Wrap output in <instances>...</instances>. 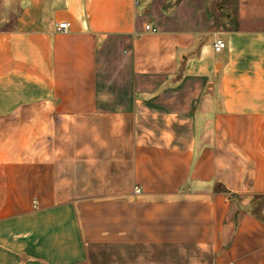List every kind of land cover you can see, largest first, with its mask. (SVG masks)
Instances as JSON below:
<instances>
[{"label": "crops", "instance_id": "obj_1", "mask_svg": "<svg viewBox=\"0 0 264 264\" xmlns=\"http://www.w3.org/2000/svg\"><path fill=\"white\" fill-rule=\"evenodd\" d=\"M6 7L0 264H264V0Z\"/></svg>", "mask_w": 264, "mask_h": 264}, {"label": "built area", "instance_id": "obj_2", "mask_svg": "<svg viewBox=\"0 0 264 264\" xmlns=\"http://www.w3.org/2000/svg\"><path fill=\"white\" fill-rule=\"evenodd\" d=\"M70 27H71L70 23L63 22L58 25L57 31L60 33H67L70 30ZM145 31L153 32V33L158 32L157 28H155L154 26H152V24L149 23L145 25ZM226 47H227L226 42L223 39H218L214 44V51L220 54L226 49ZM135 192L139 193L140 190L136 189Z\"/></svg>", "mask_w": 264, "mask_h": 264}, {"label": "rangeland", "instance_id": "obj_3", "mask_svg": "<svg viewBox=\"0 0 264 264\" xmlns=\"http://www.w3.org/2000/svg\"><path fill=\"white\" fill-rule=\"evenodd\" d=\"M7 9H8V7H6V9L5 8H3V10H2V12L0 13V27H7V26H9V25H11L12 23L9 21V19L7 20V18H8V16H10V15H8V13L6 12L7 11ZM10 9V8H9ZM18 10V8L17 7H15V8H12V11L11 12H13V13H15L16 11ZM12 15V14H11Z\"/></svg>", "mask_w": 264, "mask_h": 264}]
</instances>
